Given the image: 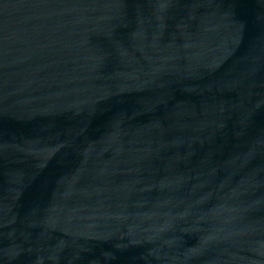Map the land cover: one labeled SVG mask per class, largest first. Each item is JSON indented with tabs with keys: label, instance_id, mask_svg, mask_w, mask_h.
I'll list each match as a JSON object with an SVG mask.
<instances>
[{
	"label": "water",
	"instance_id": "1",
	"mask_svg": "<svg viewBox=\"0 0 264 264\" xmlns=\"http://www.w3.org/2000/svg\"><path fill=\"white\" fill-rule=\"evenodd\" d=\"M0 264H264V0H0Z\"/></svg>",
	"mask_w": 264,
	"mask_h": 264
}]
</instances>
